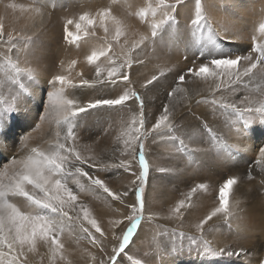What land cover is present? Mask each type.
<instances>
[{
    "label": "rangeland",
    "instance_id": "rangeland-1",
    "mask_svg": "<svg viewBox=\"0 0 264 264\" xmlns=\"http://www.w3.org/2000/svg\"><path fill=\"white\" fill-rule=\"evenodd\" d=\"M85 1L91 5L100 3L99 9L95 6L90 8L91 12H94L90 14L93 15L92 18L95 20V23L89 26L88 31L93 29L96 30L97 33L95 32V36L85 37L81 31V38L78 41L69 43L64 38L66 22L69 19L74 21L73 24L67 25V28L69 31L76 33L77 29L75 28V22H78L79 17L84 14L83 11L85 7L81 5ZM166 2L175 3V0H166ZM42 3V1L41 3H37L36 0H0V14L3 15L1 19L7 18V22L10 23L4 27L6 34L12 33L17 36L30 37L32 40L26 56L21 55L17 58L9 54L11 61L17 63L22 72L20 76L17 77L18 83L11 80L7 81L9 85L7 89L4 88L7 76H15L16 74L5 64L4 55L6 49L3 45H0V66H3L0 67V109L8 106L5 101L11 102L13 100L14 96L11 94L18 95L17 89L20 83L24 84V89H20V91H24V95L20 98L22 102H17L15 106L26 109V111L13 112L10 114L7 127L4 129L3 135L0 136V139H3L4 144L7 145V151L4 152L3 155H0V157H3L0 158V170H2L3 165L10 162L12 157L20 158L23 156L20 143L24 135H29L31 137L28 144L30 142H39L42 136H46L49 142L55 143L57 123L63 120V115L61 116V113L56 112L48 106L47 102L48 93L53 91V87L48 81L55 75H65L78 85L81 82L82 75L84 79L89 80L91 85H94L92 87L65 88V98L74 100L77 106L87 105L101 97L115 98L123 94L124 91L130 90L137 92L144 101L145 128L141 131L145 129L149 131V135L143 140V153L145 159L149 164L148 157L151 155L150 157L161 161L160 164L157 160V165H153L152 167L153 171L149 165V173L144 191L146 208L144 215L145 217L151 213H155L157 217L160 215L155 221L159 226V233L158 238L150 242V248L145 245L149 235H142L135 246L131 248L132 251L130 254H127L126 249L125 253L121 255L119 264H136L138 260L140 264H260V262L264 260V223L258 226L257 221L250 222L251 220H249L248 223H246V220L243 218V210L251 206V209H264V190L256 191L254 195L250 192V180L254 179V183L262 187L264 186V179L261 178L260 174L255 173L254 165L257 161L256 158L249 151L244 150L243 147L232 145L230 139L226 135L227 130L235 129L238 131L241 127L244 128L245 120H251L253 124L259 125L257 123L260 119L258 116H253L249 119L246 113L242 116L230 108L221 107L223 103H235L239 106H244L247 101L240 90V86H245L233 85L232 89L234 90H232L229 89L228 84L225 82L223 89L215 90V117L212 116L211 119L208 118L211 121H215V172H211L209 176L211 180H213L215 186L212 185L209 187L211 188V192L203 189H200L201 191L197 190L194 193L192 192V189L196 187V176L197 178L198 176L201 177V184L209 183L204 179L208 176V170L212 169L209 168L212 163L206 161L203 163V168H201L200 171L195 169L184 156L186 155L185 150L188 144L183 140V136L177 132L173 124L178 121L176 123L178 124L177 127H179V125L181 126L182 122L179 121L180 118L187 115L188 110L193 109L190 107L187 108V111L183 109L187 104L183 101L181 89L186 86L188 81L186 75L185 81L182 84L179 83V74L187 73L190 67H198L201 63L207 62L213 58V56L221 52L228 53L233 57L237 55L244 57L251 54L253 60L258 56V53L253 51V40L245 39L231 42L230 39L227 38L230 34L223 26L225 21L224 17L219 16L217 19L220 25L216 26L215 24L214 27L209 13V7L214 8L215 4H219L222 11L226 12V10H228L229 13L233 14L231 18L249 20L251 24H253L255 19H257L255 17L256 14L264 13V0H241L240 3L242 4V8L240 12H237V8L228 7L230 3L224 5L223 2L219 3L217 0H201V4L203 5L202 12L207 18L208 23L205 24L202 22L199 29L193 26V20L188 21L184 18V15L190 18L192 14H196V0H184L183 5L178 6L175 13H168L166 9L160 6L159 0L119 1V8L116 9V12H120L122 16L120 21L122 22L127 21L129 24L130 22H138L140 24L143 19L140 18L138 13L143 10L150 12L148 15H150L149 17L155 22L158 18H162L161 20H163L164 23L155 40L162 46V53L165 55L170 54L165 65L172 63L179 68L180 72L175 71L173 68L169 69L171 74L166 72L155 73V71L158 72L160 65L158 66V64H153L146 60V55L148 56L147 50L152 39L145 40L141 48L133 50L132 46L139 42L140 39H132L134 35H127L126 33H129V29L125 27V30H123L125 35L121 36L119 41H116L113 39L115 27L109 25L108 40L105 41L102 39L105 34L103 28H100L101 26L97 23L100 19L96 14L102 11V8L104 9L108 7V5H112V0H52L51 5H48L49 3H44L45 5H43ZM106 3L107 5H105ZM12 5L16 7H12ZM70 6L78 7L75 9V12H71V8L69 9ZM30 10L44 12L46 15V22L43 26L33 23L19 28L17 26V24H19V19L24 18L26 13ZM153 10H155V16H153ZM235 12L236 14H234ZM8 15L10 18H8ZM168 15L174 16L175 19L172 21L167 20ZM52 16L54 18H52ZM161 20L158 21L160 22ZM109 21L111 25L115 26L110 19ZM164 26H166V28H164ZM258 33L260 32L256 29L255 32L249 31L248 35L256 37ZM256 38L257 40L255 42L264 43V38ZM124 40H126V42H124ZM168 40H170L171 43V45H168L170 48L166 45ZM87 41L93 42L91 44L88 42V48L86 47ZM108 44L112 46V51L109 53V56L116 59L117 64L125 63V70L128 71L132 80V84L127 86V88L123 83L119 82L116 85L98 82L94 65L88 63L87 57L91 55L93 51L106 47ZM144 48L147 49L145 50ZM180 59L184 60V64L181 65V63L177 62ZM72 60H75L77 63L75 66L69 68ZM128 60L133 62L131 68H127L126 62ZM138 61H142V63ZM96 63L105 70L112 67L109 60L105 57H100ZM247 63V61L242 60L241 68ZM258 67H261V65L258 64L257 68ZM29 71H31L34 79L28 78L27 73ZM161 73L163 74L161 75ZM152 74H155L158 79L154 83L148 84L147 81L150 80L149 76ZM168 77L169 79L167 80ZM256 77L257 76H255V79H258ZM137 79L145 80V82L144 80L139 82L138 87L142 89L139 90V92L136 91L137 86L135 85L137 84L135 83ZM255 84L261 85L259 81ZM255 84L254 82L253 84L248 83V85ZM56 87L58 88L59 85ZM176 88L180 90L176 91L174 95L169 96V93ZM206 100L211 101L214 100V98L211 96L206 98ZM135 102L139 107L138 101L133 98L124 106L111 109L95 108L85 113H79L76 117H70L74 122V134L77 140L68 141V144L74 143L76 150L81 154L87 152L91 157L90 162H96L98 164L96 168H89L86 164L84 165V169L89 171L91 175L99 176L100 179H103L113 192L128 191L129 187L126 183L119 187L122 183L121 179L131 178L132 174L135 173L132 188L133 197L135 196L134 203L129 204L127 198H124L125 201L121 204L119 201L112 200L107 194L103 193L102 190L93 189L91 186H87L85 190H81L77 188L74 183H69V187L72 188L77 196H82L83 193H87L88 189H91L89 198H92L93 201L91 200L90 203H86V198L81 199L83 200L81 203L87 205L91 212L94 210V213L104 214V217L98 215L96 220L105 233V237L102 239L101 245L97 246L92 244L78 228L72 232L66 229L61 237L62 242L65 244L64 260L56 259L53 261L50 254H47V248L45 250L39 248V255H29L30 264H100L101 261H106L111 255L110 251L103 249L104 239L109 240L110 243L113 242V244L116 242L115 248L119 247L123 234L130 226V222L125 219V217L133 214L132 205L136 204V187L140 183L139 180H137V176L142 171L139 159V145L135 144V155H133L129 149H125L123 138L118 140V137H122L125 132L129 133L130 138L132 121L135 118L132 109L139 112V110L136 109ZM147 103L150 106L148 111L145 110ZM164 106L169 108V120H171V122H168H170L173 127L171 133L165 130L167 134L164 133L166 136L162 137L164 135L161 133H154L151 129L158 121L159 117L163 115ZM156 111L158 113H156ZM194 111H197L194 116L196 118V125L199 124L197 127L206 131L208 130L209 132V125L202 117L199 109L196 108ZM189 121L187 122V127L191 128L192 125L195 124V121L192 119ZM248 126L249 124L247 127ZM66 127V125L60 124L59 130L61 132V139L66 133ZM79 134L83 138L80 143L78 142L80 138ZM154 137L155 140L153 139ZM102 139H110L111 144L100 154V159L96 158V155H92L89 152L90 149L81 150V146H88V148L95 147L96 145H94V143L99 140L102 141ZM243 142L251 144V148L256 150L260 148L259 145L262 144L261 142L256 144V141L252 138H247L246 141ZM261 147H264V142ZM230 148L231 152H233V154L230 153L231 155L227 153ZM132 158L134 159V165L129 171L112 167H108L107 169L104 168V164L112 165L118 163L120 160H124L131 164ZM219 160H222V165L218 164ZM155 168L157 169V173L155 172ZM159 168H164L165 171L160 172L158 171ZM97 170L101 172L97 174ZM237 173H242V176L240 177ZM150 174H157L159 178L154 176L153 178L155 179L152 180L153 178H151ZM160 174L161 176H159ZM229 178H235L237 181V183L232 186L229 195L228 207L232 215L225 219L222 214H218L212 221H209V225H205L206 233L203 239L209 241L210 246L217 255L207 254L204 251L203 241L200 239L201 234L196 231L195 224L199 223L200 220L204 219L215 208L219 207V189ZM82 180V182L87 185L86 179L83 178ZM157 185H160V187L158 188ZM151 189H158L159 193H161L159 196L160 198L158 197L161 204H159L158 207L153 203V201L156 202V199H154L155 196L151 193ZM213 190H215V192ZM165 196L167 197L165 198ZM181 200H185L186 204L190 201V204L186 206L185 209H181L182 216L180 221H178L180 223H177L176 227L172 218L169 220L165 219V217L172 215V210L177 206L173 203L175 201L180 202ZM193 201H196L197 206L194 205L195 202ZM238 201L239 204H237ZM16 204H20V202H16ZM148 204H151L150 214L149 211H147ZM194 206L196 208H193ZM154 208H157V210ZM119 221H123V223H117ZM144 222L148 223L149 220L144 219L141 222L136 234ZM105 223L112 224L105 226ZM181 224L182 227H180ZM86 227L90 226L87 224ZM180 232L185 233V237L181 238L178 235H173V233L178 234ZM96 236L99 238L98 233H96ZM191 236L198 238L196 244L191 243ZM113 244L111 246H113ZM175 245H182V247L178 251H174ZM157 246H159L161 251L167 248L168 254L160 255L156 251ZM222 248L225 249V252L228 250L234 252L243 250V254L240 256L233 255L232 257H228L226 254L220 255L219 251ZM41 256H43V261H41ZM93 257H95V260H93Z\"/></svg>",
    "mask_w": 264,
    "mask_h": 264
},
{
    "label": "snow or ice",
    "instance_id": "snow-or-ice-1",
    "mask_svg": "<svg viewBox=\"0 0 264 264\" xmlns=\"http://www.w3.org/2000/svg\"><path fill=\"white\" fill-rule=\"evenodd\" d=\"M40 3L41 0H36ZM184 0H175V3H167L166 0H159L160 6L167 10L168 13H175L178 6H182ZM12 7H16L12 5ZM203 5L201 0H196V15L192 21L193 26L199 29L201 23L207 24V18L202 12ZM141 19H147L148 12L143 10L138 13ZM96 16L100 19V26L103 28L104 37L103 40H108L109 27L107 25L110 19L115 25V32L113 39L119 41L121 36L125 35L122 29V21L113 15L111 8H104L98 12ZM153 16H155V10H153ZM175 17L172 15L167 16V20L172 21ZM72 19L67 20L64 33L65 40L69 43L78 41L82 31L85 37L95 36V31L89 32V26L95 23V20L91 18L89 13H84L79 17V21L75 22L76 33L68 30L67 25L73 24ZM164 23L161 20L159 23H153L151 31V39L155 42V38L159 34V30ZM259 32L262 38H264V22L259 25ZM149 37H141L140 41L135 43L133 50L141 48V45ZM257 38L253 36V51L258 53L255 60L251 54L241 56H231L228 53H219L213 56L210 60L200 64L198 67H190L187 73H181L178 76V82L183 83L186 75L198 77L203 80L211 78L214 89L220 90L225 86V80L228 82L229 89H232L233 85H245V77H248L249 82L255 79L253 70L257 68V65L264 67V43L255 42ZM32 43L30 37L17 36L12 33L5 32L4 24L0 22V45H3L6 49L4 59L8 68L16 74L15 76H7L4 83V88L9 87L7 81L11 80L17 82V77L20 76L22 70L17 63H13L9 54L19 58L21 55H27L29 51V45ZM112 51L111 44L102 47L97 51H93L91 55L87 57L88 63L94 65L95 74L98 82L105 84L116 85L118 82L123 83L125 87L132 84V80L128 71L125 70V63L117 64V60L109 56ZM100 57H105L109 60L112 67L108 70L101 68L96 63ZM247 61L248 63L241 68V61ZM141 62L142 61H138ZM77 62L72 60L69 68L75 66ZM127 68L132 67V61L128 60ZM3 67V66H0ZM163 73H161L162 75ZM29 79H34L31 71L27 73ZM158 79L157 76H153L147 81L148 84L154 83ZM18 83V82H17ZM48 83L53 87V91L48 93L47 102L48 105L57 111L63 113V120L58 121L57 131L55 133V143L51 144L48 150L41 149L39 147H30L28 144L29 135H24L20 143L21 150L27 149L25 155L20 158L12 157L10 162L3 165L0 170V264H30L29 255H39V245L42 243L47 246L48 253L51 259L64 260L65 244L62 242V235L67 229L69 232L78 228L85 237L94 245L100 246L102 239L105 237V233L102 231L99 222L91 216V212L87 205L79 202L78 196L69 187V183H74L77 188L85 190L87 186H91L95 189L102 190L114 201L124 203V198L127 197L128 192H113L103 179L99 176H93L89 171L84 169V165H88L89 168H96L95 163H89V159L83 158L81 153L76 150L75 144H68L69 140L75 141L76 136L74 134V122L70 117H76L79 113H85L95 108H116L124 106L131 99H135L139 103V118L133 119L132 130L129 138V133H123L122 137H118V140L123 138L125 149H129L131 154H135V144L139 145V159L142 167V171L137 176L139 185L136 187V204L132 205V215L125 217L130 222V226L123 234L122 241L118 248H113L112 254L106 261H101L100 264H119V259L125 250L129 248L133 241L134 235L141 222L144 219L149 221L157 218L155 213H151L145 217V199L144 191L145 184L149 173V164L145 159L143 153V140L149 135L145 129V114H144V101L139 93L134 91H124L123 94L115 98H99L95 101L88 103L87 105L77 106L74 100L65 98V88H77V87H92L89 80L84 79L81 75L80 84L74 83L65 75H55ZM59 85L57 88L56 86ZM15 86V85H13ZM24 84L20 83L17 89L18 95L14 96L11 102L7 103L6 108L0 109V136L3 135L4 129L7 127L9 116L13 112L26 111L16 107L17 102H22L21 97L24 95ZM180 89H173L169 93V96L174 95L176 91ZM234 90V89H232ZM207 103V100L198 101ZM212 103H216L215 100ZM221 107L230 108L242 116L246 113L249 119L253 116H258L261 121H264V100L258 103H246L244 106H239L235 103H223ZM169 121V108L164 106L163 115H161L158 121L153 125L151 131L157 134L162 133L164 130L171 131L172 124ZM66 125V133L61 139L60 124ZM249 120L244 121V129H247ZM212 130L209 129V132ZM242 135V131L237 132V136ZM155 140V137L153 138ZM7 151V145L4 144L3 139H0V155H3ZM257 164L264 165V147L259 148V158L256 161ZM112 167L115 169H123L129 171L131 164L120 160L116 164L108 165L104 164V168ZM158 171L164 172V168H159ZM264 171V169H262ZM135 175V173H133ZM84 178L87 181V185L82 182ZM135 183V182H134ZM237 183L235 178H229L219 189V207L215 208L199 223L195 224L196 231L201 234L204 244V251L207 254L217 255V253L210 246L207 239H203L206 233L205 225H209V221L213 220V217H217L218 214H222L223 218L227 219L232 215L229 211V195L232 190V186ZM199 188H205L206 186L201 184ZM197 189L193 188L194 193ZM23 198L27 202L26 209L21 208L13 202L12 198ZM190 204V201L181 200L179 204L172 210V215L165 217V219H171L173 216H177L181 213V209H185ZM239 204V201L237 202ZM70 212L72 213L70 215ZM90 227H86L84 222ZM117 223H123L119 221ZM211 227V226H210ZM94 230V231H93ZM96 233L99 234L97 238ZM179 237H185V233L180 232ZM197 237L191 236L190 240L192 244L197 243ZM182 245H175L174 251H178ZM156 251L160 255L168 254V249L163 251L157 246ZM220 255H227L232 257L233 255L240 256L243 254V250L234 252L225 249H220ZM95 260V257H93ZM43 261V256H41ZM136 264H140L138 260ZM264 264V260L260 262Z\"/></svg>",
    "mask_w": 264,
    "mask_h": 264
},
{
    "label": "bare ground",
    "instance_id": "bare-ground-1",
    "mask_svg": "<svg viewBox=\"0 0 264 264\" xmlns=\"http://www.w3.org/2000/svg\"><path fill=\"white\" fill-rule=\"evenodd\" d=\"M41 1L43 2L42 3L43 5H45L47 3H49L48 5H51V3H52V0H41ZM119 1H122V0H112L113 4L110 5V6L108 5V7H106V8H111L112 9V13L114 14V16H116L119 20H121L122 16L120 15V12L119 13L116 12V9L119 8L118 7V5H119L118 2ZM217 1L219 3L220 2H223L224 5L230 3L228 7L231 6L233 8H237V10H238L237 12H240V10L242 8V4L240 3L241 0H217ZM99 5H100V3L95 4V5H91V4H88L87 1H85L81 6L82 7H85L83 13H89L90 14V13H92L91 10H90V8H92L93 6H95L96 8H98ZM105 5H107V3ZM77 7L78 6H70L69 9L71 8L70 11L71 12L72 11L75 12V9ZM228 7H226V8H228ZM102 10H103V8H102ZM148 13H150V12H148ZM209 13L211 15V18H212V22H213L214 27H215V24H216V26L220 25V22L217 19V18H219V16H222V17L225 18V21H224L223 26H224L225 29H227V31H229L230 36H228L227 38L230 39L231 42L241 41V40H245V39L253 40V36H249L248 35L249 31L255 32L256 29L259 30L260 23L264 22V13H262V14H256L255 17L257 19H255V22L253 24H251V22L249 20H243V19L240 20V19L234 18V17L231 18V16H233V14L232 13H229L228 10H226V12L222 11V8L219 6V4H215L214 8L213 7H209ZM234 14H236V12ZM195 15H196L195 13L192 14V16L190 18H188L186 15H184V18L186 20H188V21H190V20L192 21V20L195 19ZM90 16H91V18L93 17V15H91V14H90ZM149 16L150 15H148V17L146 19L147 21H145V19H143L140 24L138 22H135V23L134 22H130V24L127 21L126 22H122V29L125 30V27L128 28L129 29V33H126V34L127 35H130V36L134 35V37L132 39H135V38L141 39V37H149V39H151V31H152V25H153V23H159L158 20H161L162 18L161 17L158 18L156 20V22H155ZM1 18H3V15L2 14H0V21L4 24V27L7 26L8 24H10V23L7 22V18H4V19H1ZM8 18H10L9 15H8ZM52 18H54V17L52 16ZM95 18H97V17H95ZM45 22H46V15H45L44 12L30 10V11H28L26 13V15L24 16V18H20L19 19V24H17V26L19 28H23L25 25H31L33 23H35V25L43 26ZM54 22H55V20H54ZM143 22H144V24H143ZM97 23L100 25L101 21L99 20ZM181 23H183V22H181ZM107 25H109L111 27H115V26H113V25L110 24V21L109 20L107 22ZM100 28H102V27H100ZM164 28H166V26H164ZM190 28H192V27H190ZM95 29H97V28H95ZM89 31L90 32L95 31L97 33V31L96 30H93V29H91ZM256 37H259V39L262 38L260 36V33H258V35ZM88 42L89 41L86 42L87 43V45H86L87 48L89 47V43L90 44L93 43V42H89V43ZM124 42H126V40H124ZM166 45H167L168 48H170L168 46V45H171L170 40L167 41V44ZM161 47L162 46L159 44V42L157 40H155V42H153V40H151L150 46H149V48L147 50L148 56L145 54L146 55V58H147L146 60L152 62L153 64L154 63L155 64H158V66L160 65V67L158 68L159 69L158 72L155 71V73L166 72L168 74H171V71L169 70L171 68H173L175 71H179V68L176 67L175 65H173L172 63H169V64L165 65L167 63L166 62L167 61V58H168V56L170 54L165 55L164 53H162L161 52ZM144 49L146 50L147 48H144ZM187 58H188V56H187ZM183 61L184 60L180 59L177 62L178 63H181V65H182V64H184ZM174 67H176V68H174ZM253 73H254L255 76H257L256 78H258V79H253V80H251L249 82L248 77H245L244 78V80L246 82V85H244L245 87L240 86V90L243 93L244 98L246 99L247 103H258L261 100H264V67L261 66V67H258L256 69H254ZM152 76H155V74L150 75L149 78L151 79ZM186 77H187L188 83L186 84V86H184L181 89V95H183V101L187 104V106L186 107H183V109L186 110V111H187V108L188 107H190L191 109L193 108V109L192 110H188L187 115H185V116H183V117L180 118L179 121L182 122L181 126L179 125V127H177L178 124H176V123L178 121L175 124H173V125H175V128L177 129V132H179V134H181L183 136V140L188 144V147L185 150L186 155H184V156L190 161L189 163H191L195 167V169H197L198 171H200V169L203 168V163H205L206 161L212 163V164H210V167H209V168H212V169L211 170H208V176H206V178L204 179L205 181H208L209 183L208 184L207 183L206 184L203 183V185H205L206 187L208 185L207 188H205V189L204 188H199L198 186L201 185V183H200L201 177L198 176V178H197V176H196V178H195V179H197V182L195 184V186H196L195 188L197 190L201 191L200 189H203V190H207V191H210L211 192V188H209V187L212 186V185H214V183H213V180H211V177H209V176L211 175V172H215V121H211L208 118L211 119L212 116L215 117V103H212L213 100H211V101L208 100L209 102H207V103L198 102V101H204V100H206V98H209L211 96H213V98L215 100V89H214L213 82L211 81V78H209L206 81V80H203V79L198 78V77H191V75H187ZM168 79H169V77L167 78V80ZM142 80H144V79H140V80L137 79L135 81V83H137V84H135L137 86V90L136 91H138V92H139V90H142L140 87H138L139 82L142 81ZM257 81H259V83H261V85L255 84ZM144 82H145V80H144ZM225 82L228 84L227 80H225ZM253 82H254L255 85H248V83L253 84ZM166 85H167V83H166ZM134 104L136 106V109L139 110V107L137 106L136 102ZM149 108H150V106L147 103L146 106H145V110L148 111ZM196 108L199 109V112H201L202 117L206 120L207 124L209 125L208 128L212 129V131L210 133L208 132V130L206 131L204 129H199L197 127V126H199V124L196 125V118L194 117L195 114L197 113V111H194ZM151 109H153V108H151ZM132 111L135 114V119H138L139 118V112H137V111H135L133 109H132ZM149 112H151V111H149ZM156 113H158V112L156 111ZM62 115H63V113H61V116ZM190 119L194 120L195 121V124H193L191 128H188L187 127V122ZM169 121L171 122V120H169ZM248 124H249V126L247 127L248 129L245 130L243 127H241V129L239 128L240 130H238V131H236L235 129L227 130L226 131V135L230 139V142L232 143V145H238V146L243 147L244 150L249 151L256 158V160H258V158H259V148H257V150L256 149H252L251 148V144L245 143L243 141H246L247 138H252V139H254L256 141V144H258V142H261L262 144L259 145V147H261L263 145V142H264V121H261L260 120L257 123L259 125H255V124H253L251 122V120H249V123ZM127 130H130V129H127ZM239 131H242V135L237 136V132H239ZM168 132L171 133V131H168ZM19 133H21V132H19ZM164 133H166L165 130L161 133L162 135H164L162 137H165L166 136ZM79 137L80 138L78 139V142L80 143L83 138L80 136V134H79ZM179 137H181V136H179ZM76 140H77V138H76ZM51 143H53V142H49L47 140L46 136H42L39 142H37V143L30 142L29 143V146L30 147H39L41 149L48 150ZM110 144H111V140L110 139H102V141L99 140L98 142L94 143V145H96L95 147H89L88 148V146H81V150L84 151V150H89L90 149L89 152L92 155H96V158L100 159V154L108 146H110ZM206 145H207V147H206ZM27 151H28L27 149H24L23 150V155H25ZM162 152H165V151H162ZM227 153L229 155L233 154V152H231V148H230L229 152H227ZM81 156L83 158L89 159V163H92V162H90L91 157H90V155L87 152H83L81 154ZM150 156L148 158H149V165H150V168L152 170L153 165L154 166L157 165V160L159 161L160 164H161V161L159 159H154L153 157H150ZM0 158H3V157H0ZM133 161H134V159L132 158V161H131V167L132 168H133V165H134ZM99 162H100V160H99ZM95 164L98 166V164L96 162H95ZM218 164L219 165H222V160H219L218 161ZM156 168H155V172L157 173V169ZM183 169H185V168H183ZM254 169H255V173L260 174L261 175V178L264 179V171H262V169H264V165H260V164H257L256 163L254 165ZM97 171H98L97 174H99L101 172L100 170H97ZM134 171H136V170H134ZM152 171H150V172H152ZM150 175H151V178H153L154 176L157 177V174H150ZM237 175H239L241 177L242 176V173H237ZM159 176H161V174ZM134 177H135V175L132 174V177L131 178H127V179L126 178H122L121 179L122 180V183H121V185H119V187L122 186L125 183L128 185V187H129L128 188V191H127L128 192V195H127V197H125V199L127 198L129 204H133L134 203V197L135 196L133 197V192H132V190H133L132 188H133V180H134ZM157 178H159V177H157ZM154 179L155 178H153L152 180H154ZM157 182H158V180H157ZM157 186H158V188L160 187V185H157ZM154 190L155 189H153V190L151 189V193L154 194V196H155L154 199H156V202L153 201V203L155 205H157V207H158V205L161 204L160 200H158L160 198L159 196L161 195V193H159V190L158 189H156L155 191ZM261 190H264V186L259 187L258 184L254 183V179L253 180H250V192H251L252 195H254V193L256 191H261ZM213 191L215 192V190H213ZM89 193H91V189H88L87 190V193H83L82 196H78V198L80 199V202L83 201L81 199H86V198H87L86 203H88V202L90 203L91 200L93 201L92 198H89V195H90ZM163 194H166V193H163ZM166 197L167 196H165V198ZM12 199H13V201L15 203L16 202H20V204H17V205L21 208V210H25L26 209L27 202L24 201L23 198H18L17 197V198H12ZM135 201H136V199H135ZM193 202H195L194 205L197 206L196 201H193ZM178 203H179V201H177V202L175 201L173 204L174 205L175 204L178 205ZM193 208H196V207L194 206ZM251 208H252V206L249 207V208H244V210H243V218H244V220H246V223H248L249 220H251L250 222L257 221V226L260 225L261 223H264V209H262V210H256V209H251ZM150 209H151V204H148L147 211H149V214H150ZM154 209L157 210V208H154ZM198 211H199V209H198ZM71 214L72 213L70 212V215ZM98 215L100 217H104V214L94 213V210H93V212H91V216L93 218H95V219L98 218ZM181 216L182 215L180 213L176 217L173 216V218H172V221L174 222V224L176 225V227H177V223H180L178 221H180ZM159 217H160V215L157 218H159ZM157 218L155 220L149 221L148 223L147 222H144L143 223V225L139 228V231L136 234L135 238L131 242L129 248L126 250L127 251V254H130V252L132 251L131 248H133L135 246V244L137 243V241L140 240V238H141L142 235H146V234L149 235L148 236L149 238L145 242V245L148 248H150V246H151V243L150 242L153 241V240H156V238H158L159 226L157 225V222L155 223V221L157 220ZM214 218L215 217H213V219ZM152 222H154V223H152ZM84 223H85V226H86L87 225V222L85 221ZM111 224L112 223H109V224L108 223H105L104 225L107 226V225H111ZM172 225H173V223H172ZM180 227H182V224H181ZM180 227H178V228H180ZM103 243H104L103 249L110 251V253L112 254L113 248L116 247V242H114V244H113V242L110 243L109 240H105L104 239L103 240ZM112 244H113V246H111ZM39 248H41V250H45L47 248V246L41 243L39 245Z\"/></svg>",
    "mask_w": 264,
    "mask_h": 264
}]
</instances>
